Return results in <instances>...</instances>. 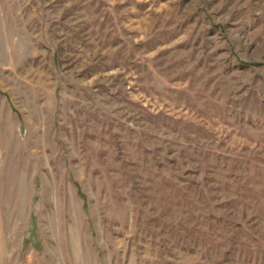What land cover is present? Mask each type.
I'll return each instance as SVG.
<instances>
[{"label":"rangeland","instance_id":"rangeland-1","mask_svg":"<svg viewBox=\"0 0 264 264\" xmlns=\"http://www.w3.org/2000/svg\"><path fill=\"white\" fill-rule=\"evenodd\" d=\"M0 264H264V0H0Z\"/></svg>","mask_w":264,"mask_h":264}]
</instances>
